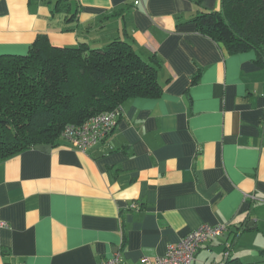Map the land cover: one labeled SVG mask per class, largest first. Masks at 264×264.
<instances>
[{"label": "crops", "instance_id": "1", "mask_svg": "<svg viewBox=\"0 0 264 264\" xmlns=\"http://www.w3.org/2000/svg\"><path fill=\"white\" fill-rule=\"evenodd\" d=\"M138 2V3H137ZM222 0H0V55L127 40L161 94L133 98L88 151L61 139L0 162V264H128L201 225L195 264H264V65L198 31Z\"/></svg>", "mask_w": 264, "mask_h": 264}, {"label": "trees", "instance_id": "2", "mask_svg": "<svg viewBox=\"0 0 264 264\" xmlns=\"http://www.w3.org/2000/svg\"><path fill=\"white\" fill-rule=\"evenodd\" d=\"M198 31L228 53L253 51L264 65V0H222L201 12ZM127 40L55 47L38 35L26 55H0V162L37 145L56 146L68 125L161 94L156 58Z\"/></svg>", "mask_w": 264, "mask_h": 264}, {"label": "built area", "instance_id": "3", "mask_svg": "<svg viewBox=\"0 0 264 264\" xmlns=\"http://www.w3.org/2000/svg\"><path fill=\"white\" fill-rule=\"evenodd\" d=\"M138 3V2H137ZM121 110L101 113L84 124L68 125L61 138L80 151H88L106 139L114 130ZM225 226L201 225L183 238L178 244L172 245L162 255L143 259L142 264H195L200 246L211 238L223 234ZM100 264H128L118 256L102 261Z\"/></svg>", "mask_w": 264, "mask_h": 264}, {"label": "water", "instance_id": "4", "mask_svg": "<svg viewBox=\"0 0 264 264\" xmlns=\"http://www.w3.org/2000/svg\"><path fill=\"white\" fill-rule=\"evenodd\" d=\"M35 149L48 153L51 151L52 145H37Z\"/></svg>", "mask_w": 264, "mask_h": 264}, {"label": "rangeland", "instance_id": "5", "mask_svg": "<svg viewBox=\"0 0 264 264\" xmlns=\"http://www.w3.org/2000/svg\"><path fill=\"white\" fill-rule=\"evenodd\" d=\"M108 45V44H107Z\"/></svg>", "mask_w": 264, "mask_h": 264}]
</instances>
